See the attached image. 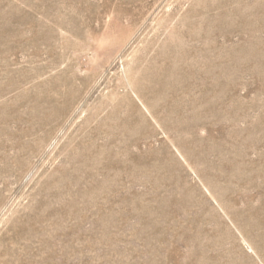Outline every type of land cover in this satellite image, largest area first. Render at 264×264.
I'll return each instance as SVG.
<instances>
[{"label":"rangeland","instance_id":"1","mask_svg":"<svg viewBox=\"0 0 264 264\" xmlns=\"http://www.w3.org/2000/svg\"><path fill=\"white\" fill-rule=\"evenodd\" d=\"M0 264H264V0H0Z\"/></svg>","mask_w":264,"mask_h":264},{"label":"bare ground","instance_id":"2","mask_svg":"<svg viewBox=\"0 0 264 264\" xmlns=\"http://www.w3.org/2000/svg\"><path fill=\"white\" fill-rule=\"evenodd\" d=\"M182 20V19H181ZM187 25V24H186ZM176 28V27H175ZM187 38V37H186ZM194 40V39H193ZM178 47V46H177ZM194 55V54H193ZM197 57V56H196ZM197 62V61H196ZM180 63V62H179ZM160 66V65H159ZM186 68V67H185ZM144 70V69H143ZM199 72V71H198ZM193 73V72H192ZM168 76V75H167ZM179 76V75H178ZM183 77V76H182ZM186 78V77H185ZM207 79V78H206ZM173 84V83H172ZM161 85V84H160ZM189 85V84H188ZM184 86V85H183ZM152 88V87H151ZM174 88V87H173ZM139 90H140V88H139ZM157 93V92H156ZM155 102V101H154ZM167 103V102H166ZM148 105V104H147ZM49 111V110H48ZM61 112V111H60ZM51 117V116H50ZM55 117V116H54ZM65 117V116H64ZM54 119V118H53ZM36 120V119H35ZM51 120V119H50ZM46 121V120H45ZM46 122H48V121H46ZM50 124H52V123H50ZM179 128V127H178ZM62 129V128H61ZM63 130V129H62ZM50 133V132H49ZM53 134V133H52ZM89 161V160H88ZM261 221V220H260Z\"/></svg>","mask_w":264,"mask_h":264}]
</instances>
